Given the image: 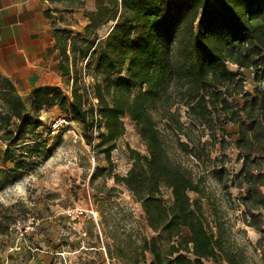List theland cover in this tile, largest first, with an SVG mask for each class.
Returning <instances> with one entry per match:
<instances>
[{
	"label": "trees",
	"instance_id": "obj_1",
	"mask_svg": "<svg viewBox=\"0 0 264 264\" xmlns=\"http://www.w3.org/2000/svg\"><path fill=\"white\" fill-rule=\"evenodd\" d=\"M53 1L84 9L86 0ZM83 16L88 24L75 32L46 13L61 56L60 70L73 83L70 95L47 85L25 100L0 75L6 158L12 159L10 149L24 136L37 133L44 109L58 107L66 119L82 125L89 145L91 133H97L95 148L110 162L128 117L146 153L127 146L131 167L126 177L115 179L141 204L154 233L141 240L139 255L149 254L148 264H249L242 248L227 240L224 225L211 228L202 207L203 180L173 158L167 137L168 131L176 134L181 151L201 163L205 157L212 160L203 140L207 130L217 139L220 130L231 136L228 124L238 127L237 200L246 225L260 234L257 247L264 251V0H95L94 10L84 9ZM109 23L110 31L101 37L99 29ZM86 60L95 66L92 86L86 71L79 70ZM228 62L238 69H229ZM242 69L252 70L258 84L253 91L246 89ZM181 101L189 125L181 122L176 106ZM158 120L165 122V130ZM15 168L25 169V162L17 161ZM212 171L229 193L225 163ZM3 173L0 169V190ZM163 188L171 191V205L164 202ZM191 192L199 197L192 199ZM8 229L0 235L9 234Z\"/></svg>",
	"mask_w": 264,
	"mask_h": 264
},
{
	"label": "rangeland",
	"instance_id": "obj_2",
	"mask_svg": "<svg viewBox=\"0 0 264 264\" xmlns=\"http://www.w3.org/2000/svg\"><path fill=\"white\" fill-rule=\"evenodd\" d=\"M85 7L87 10L94 8L95 0H86ZM62 12L59 14L64 20L62 24L74 27L75 32L83 31V15H74L66 9ZM112 25L101 27L98 34L105 37ZM228 67L238 69L230 62ZM79 70L86 71V82L92 86L96 76L94 63L83 61ZM241 71L246 77V89L253 91L258 84L253 81L252 70ZM72 85L63 82L66 94H71ZM176 106L182 113L181 122L189 125L184 101ZM0 110H6L1 100ZM66 114L58 107L41 112L42 126L37 133L24 136L10 149L12 159L6 158L7 148L0 149V169L4 170L0 230L13 227L11 231L8 229L9 234L0 235V264H148L151 256L146 254L144 258L137 251L141 240L154 233L147 225L141 204L115 179V175L126 177L131 167L127 146L146 153L135 124L130 118H124L126 133L117 142L109 162L104 153L95 148L99 142L97 133H91L93 145H89L82 125L70 116L60 132L53 134L52 123ZM164 123L158 120L163 130ZM225 129L231 136L220 130L215 139L210 137L208 130L205 132L203 140L207 141L206 152L212 160L205 157L201 163L195 161L181 151L176 134L170 131L168 150L197 177L201 176L205 187L202 207L211 228L217 230L216 223L224 225L227 240L242 248L249 264H264V251L257 247L260 234L246 225L244 207L237 200L236 174L241 168L235 146L238 127L230 123ZM193 131L196 134L197 131ZM3 138L6 139L5 132ZM19 160L25 162V169L15 168ZM222 163L227 170L229 193L212 171L214 165ZM190 196L192 199L199 197L194 192ZM163 199L171 205L172 194L167 188H163ZM33 217L40 220V225L31 230L29 221ZM17 225L24 233L21 238ZM205 264L214 263L206 261Z\"/></svg>",
	"mask_w": 264,
	"mask_h": 264
},
{
	"label": "crops",
	"instance_id": "obj_3",
	"mask_svg": "<svg viewBox=\"0 0 264 264\" xmlns=\"http://www.w3.org/2000/svg\"><path fill=\"white\" fill-rule=\"evenodd\" d=\"M64 9L79 16L84 10L67 8L53 0H0V75L16 86L23 99L42 86L64 90L63 82L72 85V80L60 70L61 56L53 36L52 20L46 17L51 12L60 26H69L62 24L64 20L59 16Z\"/></svg>",
	"mask_w": 264,
	"mask_h": 264
},
{
	"label": "built area",
	"instance_id": "obj_4",
	"mask_svg": "<svg viewBox=\"0 0 264 264\" xmlns=\"http://www.w3.org/2000/svg\"><path fill=\"white\" fill-rule=\"evenodd\" d=\"M42 112H44V110ZM41 117L43 119V115H41ZM67 122L68 121H67V119L64 116L59 117L58 119H56L51 125L53 134H58L60 132V128L62 126H64V125H66ZM7 147H8L7 146V141L4 140L3 132L0 129V149L7 148ZM29 224L31 225V227L29 229L34 230L35 228H37L40 225V220L33 217V218L30 219ZM17 229L20 231L19 235H20V238H21L24 235V233L21 231L19 225H17ZM9 230L10 231L13 230V227L9 226Z\"/></svg>",
	"mask_w": 264,
	"mask_h": 264
}]
</instances>
